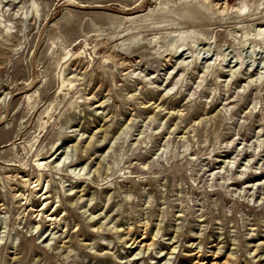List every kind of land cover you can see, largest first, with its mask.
Segmentation results:
<instances>
[{
  "label": "rangeland",
  "instance_id": "obj_1",
  "mask_svg": "<svg viewBox=\"0 0 264 264\" xmlns=\"http://www.w3.org/2000/svg\"><path fill=\"white\" fill-rule=\"evenodd\" d=\"M0 264H264V0H0Z\"/></svg>",
  "mask_w": 264,
  "mask_h": 264
},
{
  "label": "bare ground",
  "instance_id": "obj_2",
  "mask_svg": "<svg viewBox=\"0 0 264 264\" xmlns=\"http://www.w3.org/2000/svg\"><path fill=\"white\" fill-rule=\"evenodd\" d=\"M263 30V29H262ZM72 82L69 80H62V84L61 85H71ZM46 162L42 160V158H34V165H36L37 168L41 169L45 166ZM28 180V179H26ZM45 192V191H44ZM51 218H49L50 220Z\"/></svg>",
  "mask_w": 264,
  "mask_h": 264
}]
</instances>
